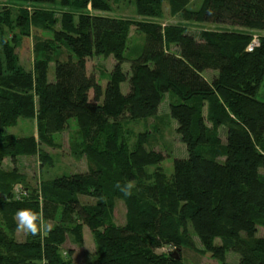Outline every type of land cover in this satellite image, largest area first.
Returning a JSON list of instances; mask_svg holds the SVG:
<instances>
[{
    "label": "trees",
    "instance_id": "obj_1",
    "mask_svg": "<svg viewBox=\"0 0 264 264\" xmlns=\"http://www.w3.org/2000/svg\"><path fill=\"white\" fill-rule=\"evenodd\" d=\"M9 1L20 6L17 13L0 9V211L6 226L20 209L56 222L43 236L21 242L0 225V264H69L72 252L64 255L62 246L68 235L81 245L84 227L92 234L97 264H182L179 247L188 227L221 262L232 250L239 255L235 264H264V100L257 97L264 35L247 50L251 30L264 31V0H202L197 10L183 7L186 20L244 28L208 31L198 39L182 25L95 13L110 11L109 0ZM133 1L138 15L163 17V0ZM132 26L145 40L128 59L124 48ZM32 29L52 36L34 38V53L44 57L26 68L17 49ZM110 54L115 62L103 87L87 59ZM127 61L128 73L122 67ZM168 93L176 96L169 113L187 152L173 159L169 177L158 166L164 155L145 148L147 135L137 136L132 147L124 129L126 121L155 117ZM19 118L35 119L36 136L5 131ZM72 124L76 155L85 157L87 170L44 180L40 194L32 190L15 199L12 186L22 178L15 168L2 170L3 159L15 165L20 156H44L41 146L54 147L53 135ZM152 165L156 171L147 174ZM128 181L135 184L131 196L116 187ZM116 199L126 207L122 225L113 218ZM164 246L173 250L155 252Z\"/></svg>",
    "mask_w": 264,
    "mask_h": 264
},
{
    "label": "rangeland",
    "instance_id": "obj_2",
    "mask_svg": "<svg viewBox=\"0 0 264 264\" xmlns=\"http://www.w3.org/2000/svg\"><path fill=\"white\" fill-rule=\"evenodd\" d=\"M201 2L202 0H163V17L145 18L138 15L133 0H117V2L109 0L111 10L97 11V14L125 19H147L156 21L162 26L166 24L182 25L183 27H185L186 31L196 37V39L200 38L201 34H204L208 31H219L224 29H244L241 27L223 23L197 22L194 20H186L183 18V15L181 13L183 7L190 11L197 10ZM2 3H4V1L0 0V9L9 7L13 11V13H17L20 6L18 5V2H10V4ZM25 6L29 13H32V11H34L33 6H29L26 4ZM56 14L60 15V13L58 12H56ZM251 31L252 37H255L257 40L261 35H264V31ZM37 36L41 39H47L52 36V34L50 31L41 30L40 32H37L32 29L28 36L22 37L23 42L17 49V53L19 55L21 64L26 68L30 67L35 59L44 57L41 51H38L37 53H34L33 51V46L35 43L34 38ZM144 40V33L136 31L134 26H132L130 28V34L124 48V56L128 59L136 57L141 51ZM57 49L60 48L57 47ZM172 50H175L174 47H172ZM50 60H52V58ZM114 62V57L111 54L107 56H93L87 59L88 71L93 72L94 75L99 78L100 84L104 87L106 84V74L111 69ZM122 67L123 70L128 73V61L123 63ZM211 73L212 72L208 71L205 72L204 75L208 79H210ZM48 77L49 80L54 79L53 61L49 62ZM121 88L122 91H127V82H124L121 85ZM257 97L264 100V75L257 90ZM175 100L176 96L174 94H165L162 102L160 103L158 113L155 117L148 119L142 118L137 120H129L124 123V129L128 131L130 135L129 142L132 147L135 144L137 136H139L141 133H145L147 135L144 144L145 148L147 150L161 152L164 155V159L160 162V164H158V166L167 177H169L171 175V172L173 171V159L176 157L183 158L187 156L185 145L180 140V136L175 131L177 123L174 119L171 118L169 113V103H173ZM207 124H209V122H207ZM34 126L36 127V124L32 119L19 118L14 126L8 127L5 131L7 133H12L15 136H27L32 134ZM219 132L221 136H224L225 127H220ZM53 138L56 144L54 147H48L45 145L41 146V153L44 154V156H20L18 157L15 165L10 161L9 158L3 159L1 164L2 170L11 172L12 169L15 168L14 172H17L22 178L21 182H15L13 186L15 184H20L26 194H28V192H31L32 190L36 191L37 194H40V185L42 181L49 180L60 175L85 172L87 170L88 162L85 157L78 156V154L76 155V143L79 142V139L77 129L74 124L69 126L65 131L55 133L53 135ZM145 170L147 174L153 175L156 171V166H148ZM152 181L153 179L151 178L145 183H151ZM26 186L28 187V189L26 188ZM23 196H21V198ZM81 201L92 202L93 199L81 197ZM125 213L126 207L124 202L121 199H116L114 201L113 207L114 222L118 225L124 224ZM14 217L12 218L13 221L11 223V226H8V224L6 226V215L4 216V214L0 211V225L4 227V231L7 233V236L20 242L24 241L28 235L17 232L16 221ZM47 222L51 224V227H53L56 221L47 220ZM180 231L183 232V229H181ZM185 231L186 233L184 234L183 232L182 234L184 235V237H186V240L179 247L180 260L182 264L237 263L239 255L236 252L232 250L228 251L225 261L221 262L203 250L202 245L200 244L198 238L195 236L191 228L188 227L185 229ZM262 232L263 227L258 226L256 236H260ZM83 238V243L81 245H77L76 243H74L71 236L68 235L67 240L63 244L62 250L64 255L66 254L67 250H71L72 252L70 256L71 261L69 262V264H97L96 247L92 234L87 227H84L83 229ZM215 241L216 243H220L219 239H216ZM172 250V246H164L162 248L155 249V252L160 253Z\"/></svg>",
    "mask_w": 264,
    "mask_h": 264
},
{
    "label": "clouds",
    "instance_id": "obj_3",
    "mask_svg": "<svg viewBox=\"0 0 264 264\" xmlns=\"http://www.w3.org/2000/svg\"><path fill=\"white\" fill-rule=\"evenodd\" d=\"M116 187L125 196H131L135 184L132 181H128L124 185L118 183ZM14 219L16 221V230L20 233L32 236H43L52 230L51 224L47 222L42 212L31 209H20L15 213Z\"/></svg>",
    "mask_w": 264,
    "mask_h": 264
},
{
    "label": "built area",
    "instance_id": "obj_4",
    "mask_svg": "<svg viewBox=\"0 0 264 264\" xmlns=\"http://www.w3.org/2000/svg\"><path fill=\"white\" fill-rule=\"evenodd\" d=\"M258 44V40L254 37L252 38L251 43L248 45L247 50L251 51L254 46ZM26 192L23 190V187L20 184H15L13 186V195L15 199H20L21 196L25 195Z\"/></svg>",
    "mask_w": 264,
    "mask_h": 264
},
{
    "label": "crops",
    "instance_id": "obj_5",
    "mask_svg": "<svg viewBox=\"0 0 264 264\" xmlns=\"http://www.w3.org/2000/svg\"><path fill=\"white\" fill-rule=\"evenodd\" d=\"M4 1V3H2V4H10V2H13V1H7V0H3ZM15 3V2H14ZM18 5H20L19 3H18ZM95 13H97L96 11H95ZM22 42H23V40H22ZM53 61V60H52ZM50 62V61H49ZM54 62V61H53ZM48 66H49V64H48ZM32 67V64H31V66L30 67H27V68H31ZM87 69H88V67H87ZM48 79H49V77H48ZM50 81H52V80H50ZM91 91H90V96H91ZM34 122H35V119H32ZM222 127V126H221ZM219 129H220V127H219ZM218 129V130H219ZM12 134V133H11ZM219 134H220V132H219ZM14 135V134H13ZM30 135H34V136H36V127L34 126V128H33V132H32V134H30ZM225 135H226V131H225V134H224V136H221L220 135V137H221V139L224 141L225 140ZM17 136V135H16ZM28 136V135H27ZM19 137V136H18Z\"/></svg>",
    "mask_w": 264,
    "mask_h": 264
},
{
    "label": "water",
    "instance_id": "obj_6",
    "mask_svg": "<svg viewBox=\"0 0 264 264\" xmlns=\"http://www.w3.org/2000/svg\"><path fill=\"white\" fill-rule=\"evenodd\" d=\"M175 255L176 258H179V254L177 252L173 253Z\"/></svg>",
    "mask_w": 264,
    "mask_h": 264
}]
</instances>
